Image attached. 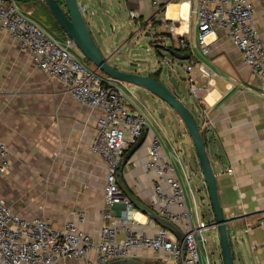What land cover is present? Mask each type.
I'll use <instances>...</instances> for the list:
<instances>
[{
	"label": "built area",
	"instance_id": "2783aa9c",
	"mask_svg": "<svg viewBox=\"0 0 264 264\" xmlns=\"http://www.w3.org/2000/svg\"><path fill=\"white\" fill-rule=\"evenodd\" d=\"M80 7L84 13L86 6L80 3ZM194 13L202 52L211 51L212 42L207 38L222 29L241 52L264 96V32L258 22L260 18L264 24V0H197ZM140 16L139 11L130 10L131 18ZM0 29L19 41L21 49L32 55L49 79L62 83L80 104L99 112L91 148L106 167V208L98 240L78 225L86 221L85 210L80 211L78 223L68 219L56 224L46 217L28 218L14 212L0 197V263L65 264L73 260L76 264H107L134 258L146 262L155 259V264H178L182 258L181 264H202L201 245L208 241L203 233L210 226L200 218L194 220L180 176L173 162L164 159V144L158 135L146 145L147 161L143 165L154 184L151 207L182 230L185 248L172 230L138 208L120 187L118 171L124 154L142 136L148 120L129 104L118 81L87 66L73 53L77 44L72 38L59 39L46 31L21 9L17 0H0ZM170 29L179 46L191 48L187 35L177 36L174 26ZM200 69L209 75L208 68ZM191 91L197 92L194 86ZM11 163L10 146L0 139V176L8 172ZM144 224L157 228L152 232L140 230ZM91 249L97 251L94 260L88 258Z\"/></svg>",
	"mask_w": 264,
	"mask_h": 264
},
{
	"label": "crops",
	"instance_id": "0c3cea01",
	"mask_svg": "<svg viewBox=\"0 0 264 264\" xmlns=\"http://www.w3.org/2000/svg\"><path fill=\"white\" fill-rule=\"evenodd\" d=\"M26 1L31 8L26 7ZM23 2V5L20 7L25 13L29 14L33 19L42 17L47 21L46 23H48L49 17L47 16L45 8H43L44 0H23ZM154 2H156V4ZM106 3L108 5L104 10L111 16L115 7L110 0ZM125 3L130 10L139 11L141 16L139 19H135L138 23L136 31H132L129 37L125 36L124 39L121 38L122 44L131 43L135 38L137 39L136 42H139L141 32L146 30L145 34L149 35L150 30L155 26L154 23L159 24L158 29L160 28L159 31L161 33H166L168 37H172L176 42V36L170 29L171 26H174L177 36L187 35L191 41L192 27L190 22L195 16L194 9L197 5V0H125ZM172 3H187L188 14L185 15L182 10L177 19L168 17L169 7ZM163 13L164 15H162ZM34 15H36V17H34ZM195 25L196 28H198L197 23ZM112 28L115 29L114 24H112ZM113 36L116 45L119 38H117L118 35L116 33H114ZM164 38L166 39V37ZM101 39L102 43L96 38L99 42V46L101 47L103 44L104 47L108 48V42L111 41L110 37L106 34H102ZM162 42L165 43L166 40ZM211 42V51L208 54L202 52L199 43L196 45L191 41L193 56L190 59L182 61L183 59H178L173 54H170L171 57L163 55L162 63L165 62L172 70H175L176 66L184 70L188 74V77L182 76L179 71L177 72L178 75L182 76L181 82L183 81L182 83L189 87L190 90L193 86L197 90L196 95L198 102L193 104L191 109L198 120L202 134L206 140L208 155L217 175L219 196L226 217L229 220L228 232L236 264H263L264 96L259 93L258 81L250 68L244 63L241 52L234 46L222 29L214 33ZM112 44L113 43H111V45ZM196 47L199 48L203 56H200L196 52ZM131 50L132 49H130L127 54H130V52H132ZM115 51L109 47L108 52L112 53L107 57L110 61L114 58ZM136 53L138 52H132L131 55H135ZM134 60L143 62L138 58ZM120 63L122 64L125 62L121 61ZM134 64L138 67L132 70L128 69V71L135 70L143 74L153 73L154 76L158 75L157 77H163V67L153 71L151 66L142 69L139 68L141 63ZM116 66L119 67L118 64ZM201 66H205L209 69V75L202 73L200 69ZM121 68L123 69V67ZM158 70H160V72L156 73ZM24 84L32 89V91L28 89L27 92L29 94L33 93V95L36 94L38 97L42 94L56 96L57 91H60V93L63 91L62 83L56 80H50L45 72L36 64L32 55L21 49L19 41L8 31L0 29V104H14L17 101V104H20L21 95L26 93V90L24 91L22 89L25 86ZM55 85L61 86V88L56 89ZM129 85L131 84L118 81V86L120 88H126L129 93L135 97H131L132 99L130 98L131 100H128L129 104L133 109L147 118L148 124L145 128L146 138L141 147L135 151L128 160L125 161L123 157L121 168L118 171V180L121 189L134 203L139 201L152 208L151 206L155 198L154 184L150 179L151 176L147 174L143 167L144 163L147 161L146 145L154 135H158L164 144V159H169L173 162V158L178 156L174 141L175 135L174 132L171 131L172 127L168 126L166 122H163L164 119L162 120L155 115H153L151 119L144 113L143 106L145 105V101L138 98L134 92L130 91V88H128ZM131 86L138 88L134 85ZM172 90H174L177 95L184 96L180 88L177 89L174 87ZM142 91L147 95H154L150 91L143 89ZM89 112L90 113L81 112L77 114L78 123L76 127L72 124L67 126V124L64 123V127L67 126L66 129H68L64 130V136L66 139H73V151L76 156H91L102 162V166L105 168L106 180L105 164L101 158L93 153L91 148L99 112L91 108H89ZM176 114L178 113L176 112ZM206 115H208V117ZM178 123H183L184 127H186L180 116ZM179 124L178 127L180 128ZM155 127H157L158 130ZM185 131L186 130L181 131V134L183 135ZM186 134L189 135L188 130ZM6 135V133L0 132V139L5 140L10 146ZM131 147L132 146L126 150L125 154ZM192 147L194 151L190 153L188 167L190 171L195 174L200 175L201 173V182L198 190L203 194V197L205 196V198L209 199V210L212 215V220L208 223L210 227L207 229L215 230L219 236L218 228L214 223V213L210 205L211 201L202 168L196 150L194 146ZM178 160L187 180V192L192 198L193 207L195 206L194 209L196 211L194 210V213L196 219L194 220L198 221L199 218H202L200 216L199 207L198 209L196 207V205H198L195 197L196 189L194 190L190 184L191 174L188 171V167L180 158H178ZM229 169L232 170L229 171ZM150 174L152 175V172ZM178 175L180 176L179 173ZM3 196L4 195L0 192V197L4 200L5 204L14 212L22 214L20 210L10 205ZM103 196L97 197L95 200L86 196L84 200H81L79 209L74 210L70 214V217L65 220L70 219L78 223L80 211L85 210L86 221L79 222L78 225L95 240H98L103 225L102 213L106 208ZM204 216L205 214L203 213V217ZM25 217L34 218L35 216ZM46 218L54 222L50 217ZM202 220L205 221V219ZM158 224L162 225L159 222ZM156 228L157 225L154 224H144L139 227L140 230L151 232ZM122 234L121 232L120 237ZM204 248L206 250V258L208 259V251L205 245ZM219 253L223 261L220 243ZM96 255V249H91L88 253V258L94 260ZM154 261L155 259H152L148 262L154 264ZM65 264H76V262L69 260ZM81 264L88 263L83 261Z\"/></svg>",
	"mask_w": 264,
	"mask_h": 264
},
{
	"label": "rangeland",
	"instance_id": "374dc122",
	"mask_svg": "<svg viewBox=\"0 0 264 264\" xmlns=\"http://www.w3.org/2000/svg\"><path fill=\"white\" fill-rule=\"evenodd\" d=\"M107 1L78 0L79 3L86 6L84 17L95 39L98 38L102 43V34L110 37L111 41L108 42V48L104 47L103 44L101 47L99 46L103 54L107 57L113 52H108L109 47L114 51L116 50L112 59L113 62H110L113 65L118 64L119 68H126V71L137 68L138 66H135L134 63H141L139 68L142 69L151 66L153 71L163 67V77H157V79L162 80L170 88H180L184 96L178 95L192 112L193 104L198 102L197 95L192 93L190 88L182 83L183 81L181 82V77H188V74L177 66L175 70H172L165 62L162 63L163 55L171 57V53L153 45V36H158L160 39L166 37V39L164 38V41L166 40L165 44L176 47L177 42L175 39L168 37L166 33H161L159 31L160 28L158 29L159 24H156L150 30L149 35L145 34L146 30L141 32L139 42H136L137 39L135 38L131 43L122 44L121 38L129 37L132 31H136L138 23L130 17V8L125 3V0H110L115 7L111 16L104 10L108 5ZM17 3L22 6L24 2L23 0H17ZM25 5L27 8H31V6H28L27 1ZM43 8H45L49 17L48 23L42 17H36V15H34L36 17L35 20L55 37L59 39L65 38L64 32L54 22L44 3ZM258 22L264 32V24L260 18ZM196 23L197 17L195 15L190 22L192 27L191 41L197 45L200 39V31L196 28ZM112 24L115 25V29L112 28ZM114 33L119 38L116 45L114 43ZM97 43L99 42L97 41ZM111 43L113 44L111 45ZM145 46L148 48H145ZM130 49H132V52L138 53L135 55H131L132 52L127 54ZM195 50L200 56H203L199 48L196 47ZM73 53L81 58L87 66L98 70L83 55L78 46ZM136 58L143 62L135 61L134 59ZM121 61L125 63L121 64ZM98 71L104 75L103 72ZM178 71L182 76L178 75ZM151 74L154 75L153 73ZM55 87L56 89L61 88V86L56 85ZM128 88L138 98L145 101L143 111L149 118L152 119V116L155 115L162 120L164 119L163 122L172 127L171 131L174 132V141L178 152V156L173 158V164L181 176L180 179L183 182L182 184H184L188 205L192 208L194 219H196L195 206L193 207L192 198L187 192V180L178 160L180 158L188 167L190 153L194 151L192 147L194 145L189 135L186 134L187 128L184 127L183 123H178L179 116L174 108L157 95H147L142 91V88L138 89L131 85ZM22 89L26 90V93L21 95L20 104H17L18 101L14 104H0V132L7 134L6 138L10 144L12 155V163L8 172L0 176V192L4 195L3 197L7 202L17 210H20L23 215L31 217L46 216L50 217L56 224H61L63 220L70 217L74 210L79 209L81 200H84L86 196L94 200L103 196L105 168H103L102 162L91 156H76L73 151V139H66L64 136V130H68L66 129L67 126L72 124L76 127L78 123L77 114L81 112L90 113L89 108L78 103L64 86L63 91L61 93L57 91L56 96L42 94L38 97L36 94H29L27 92L28 89L30 91L32 89L26 85ZM122 90L127 99L131 100L133 96L129 91L124 87H122ZM64 123L67 124L66 127H64ZM155 128L158 130L157 127ZM184 130L186 131L182 135L181 131ZM165 142L167 143L166 140ZM188 171L191 174L190 184L194 190L196 189L197 209L199 207L201 218L205 219L206 223H209L212 220L209 210V199L205 198V196L203 197V194L198 190L201 182V173L200 175L195 174L190 171L189 167ZM203 213L205 214L204 217ZM203 235L208 240L205 247L208 251L209 264H224L219 255L220 238L216 231L206 229ZM205 251L204 245H201L200 258L202 264H208ZM168 264H171V262H168Z\"/></svg>",
	"mask_w": 264,
	"mask_h": 264
},
{
	"label": "water",
	"instance_id": "95a60500",
	"mask_svg": "<svg viewBox=\"0 0 264 264\" xmlns=\"http://www.w3.org/2000/svg\"><path fill=\"white\" fill-rule=\"evenodd\" d=\"M45 2L48 5L51 13L54 15V17L62 27V29L70 38H72L76 42L78 48L81 50L83 55L87 59H89L98 70L103 72L105 75L111 76L119 82L131 84L138 88L150 91L151 93L157 95L159 98L167 102L170 106H172L174 110L178 113V115L181 117L195 147L202 168L204 180L208 188L211 207L213 209L215 218L214 223L219 231L220 248L223 262L224 264H236L228 232L229 220L226 217L219 196L217 175L208 155L206 140L202 135L200 125L194 114L184 104V102L179 98V96L162 80L155 78L152 74H143L136 71H126L122 68L117 67L116 65H113L110 62L109 58L106 57L100 49L94 35L92 34L88 24L86 23L84 13L82 12L78 0H65V5H62L59 0H45ZM153 38V45L155 47L165 49L167 52H170L178 59L187 60L193 56L192 50L182 52L174 46H168L163 43L162 41L164 40V38L160 39L158 38V36H155ZM145 48L148 47L145 46ZM145 138L146 132L144 130L142 136L138 139L135 144L132 145V147L125 154V161L128 160V158H130V156L141 147V145L145 141ZM140 207L149 215L153 216L159 223H161L162 225L165 224L164 226L172 230L181 241L182 247L185 248L186 241L184 233L176 224L172 223L166 218L161 217L154 209L150 208L149 206H144L140 204ZM184 254L185 251H183L182 257L184 256ZM181 262L182 258L179 260L178 264H181ZM107 264L150 263L134 258H123L112 260Z\"/></svg>",
	"mask_w": 264,
	"mask_h": 264
},
{
	"label": "bare ground",
	"instance_id": "6f19581e",
	"mask_svg": "<svg viewBox=\"0 0 264 264\" xmlns=\"http://www.w3.org/2000/svg\"><path fill=\"white\" fill-rule=\"evenodd\" d=\"M187 8H188V4L187 3H184V4H179V3H172L169 7V11H168V17L170 18H175L177 19L178 16H179V13L183 10V13L185 15L188 14L187 12ZM185 25H186V22H185ZM214 34H212L211 36L209 35L207 40H211V37L213 36Z\"/></svg>",
	"mask_w": 264,
	"mask_h": 264
},
{
	"label": "trees",
	"instance_id": "16d2710c",
	"mask_svg": "<svg viewBox=\"0 0 264 264\" xmlns=\"http://www.w3.org/2000/svg\"><path fill=\"white\" fill-rule=\"evenodd\" d=\"M61 3H62V5H65V0H59ZM44 5L46 6V8H47V10L50 12V14H51V16L53 17V19H54V22L58 25V27L60 28V30L62 31V32H64V34H65V37H67L68 35L66 34V32L62 29V27L60 26V24L58 23V21L56 20V18L54 17V15L51 13V11H50V9H49V7H48V5L46 4V2H45V0H44ZM157 23V22H156ZM154 25H156L155 23H154ZM175 47V46H174ZM182 46H179L178 45V49L179 50H181V51H184V52H186V51H189V50H191V48L189 47V46H186V47H182ZM160 72V70H158V71H156V73H159ZM154 76V75H153ZM158 76V75H157ZM157 76H154L155 78H157ZM203 135V134H202ZM205 139V138H204ZM140 204L141 205H144V206H147V205H145L144 203H142V202H139V201H137V202H135V205L137 206V207H139L140 209H142L141 207H140ZM155 264V263H154Z\"/></svg>",
	"mask_w": 264,
	"mask_h": 264
}]
</instances>
